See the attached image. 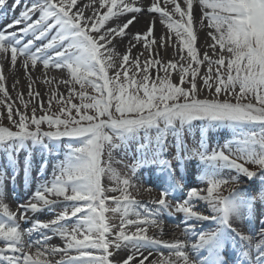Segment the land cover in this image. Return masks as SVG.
I'll return each mask as SVG.
<instances>
[{"label": "snow or ice", "instance_id": "1", "mask_svg": "<svg viewBox=\"0 0 264 264\" xmlns=\"http://www.w3.org/2000/svg\"><path fill=\"white\" fill-rule=\"evenodd\" d=\"M182 4L32 0L19 17L0 27V62L15 66L20 58L26 72L39 63L45 77L58 70L64 79L46 82L64 85L69 93L65 104H61L64 97L57 99L61 106L56 112H51L50 99L47 109L33 104L29 115V104L19 96L23 110L8 103L6 116L0 114V264H243L245 260L256 264L259 256L254 254L259 250L264 255V227L259 231L251 227L254 217L264 223V213L257 217V205H264V0H182ZM7 7V0H0V9ZM196 7L211 11L196 20ZM156 14L180 38L179 60L151 58L153 50L159 55L156 44L165 49L168 45L166 35L152 38ZM141 16L148 17L145 29L133 32ZM194 21L199 25L195 30ZM205 27L211 56L194 46L197 33ZM117 40L127 42L123 53L114 50ZM138 45H146L143 51L150 54L143 63L140 56L130 59L128 54ZM205 64L207 72L201 77ZM156 65L164 75L158 70L152 78L148 73ZM173 70L179 83L171 78ZM137 72L142 79L135 78ZM5 79L0 72V93L7 98ZM29 79V96L39 100L40 94L32 88L34 72ZM88 87L97 95H89ZM73 95L81 103H71ZM185 126L201 130L194 147L185 142ZM222 126L233 130L234 139L210 149L206 133ZM65 141L64 159L53 163L52 150ZM29 142L38 149H29ZM129 146L138 153L133 157L135 177L145 172L157 176L155 187L160 192L154 210L128 191L135 185L113 168V152ZM36 150L41 154L38 165ZM193 161L199 175L189 184L185 175ZM49 167L51 180L46 178ZM34 168L41 175L34 192L11 211L7 183H15L21 173L30 178ZM105 176L117 186L106 188ZM242 177L259 178V188L236 187ZM145 190L151 192L152 184ZM109 191L121 195L109 196ZM198 206L202 210H196ZM141 207L143 213L135 211ZM46 208L62 210L46 222L27 215ZM173 209L183 213L188 239L196 238L190 246L184 240L148 235L149 226L159 228L162 223L153 217L162 211L171 215ZM108 212L119 214V222L110 223ZM130 215L137 218L129 219ZM30 219L31 227L25 230L21 222ZM204 222L207 230L189 226ZM53 238H59L62 246L49 247ZM161 245L169 255L150 259ZM33 246L34 255L26 251ZM49 255L61 258L49 261Z\"/></svg>", "mask_w": 264, "mask_h": 264}, {"label": "bare ground", "instance_id": "2", "mask_svg": "<svg viewBox=\"0 0 264 264\" xmlns=\"http://www.w3.org/2000/svg\"><path fill=\"white\" fill-rule=\"evenodd\" d=\"M80 2V0H78ZM91 0H82L83 4H89ZM164 0H161V4L163 5ZM178 3L182 4V0H177ZM32 3V0H7L8 7L7 9H0V27H3L5 24H10L15 18L20 16L21 11L29 6ZM15 5V6H14ZM183 6V4H182ZM85 11L87 12L88 9L85 8ZM204 11H211L210 9H205L203 7H196L194 11V16L196 20H199L201 15ZM148 19L147 16H141L139 18V23L135 25L134 28H132V31L135 32L137 30H144L145 29V22ZM175 20H179L180 17L176 15L174 17ZM186 19V18H185ZM116 23L113 21L108 26L111 27L113 24ZM209 22L207 19L204 20V24L207 25ZM19 27V26H17ZM194 30L199 27L197 23L194 21ZM209 29L207 27L203 28L201 31L197 33V39L194 43V46L198 48L199 52L202 54L204 51H208L209 55H212V51L207 48V45L205 44V40H208V43H211V40L209 37H207V32ZM167 36L168 37V45L167 48L161 47L159 44L155 45V49H159V55H157V52L153 50L151 52V58L154 59H161L162 62H167L168 60H172L175 58L176 60H179V56L177 53L180 51L182 45L180 44V38L175 35L174 30H169L167 28V21H162L159 14H156L154 18V25H153V33L152 38L154 40H158L161 36ZM127 47V42H121L117 40L116 45L114 46V50L118 53H123L125 48ZM146 47V45H138L136 48H134L129 54L130 59L135 56H140L141 62L143 63L145 60H147L150 56L149 52H144L143 49ZM186 54V49L184 50ZM141 53H143L141 55ZM214 59L216 57H213ZM2 67H0V72L3 73V75L6 77L4 83L5 87L8 90L9 97L5 98L3 97V94L0 93V101H3V103H0V114H4L6 116V105L8 103H12L14 109L19 108L21 109V106L23 104L20 103L19 96L23 97V100L25 103L29 104V109L33 104L37 105H43L45 108V105L48 103V101L51 99L52 103L54 101H57L61 96L65 97L66 95H69L67 87L61 84H57L53 82L51 85H49L46 81L52 80L53 78H56L57 80H63L64 77L60 75V72L58 70H50L47 73V76H42L41 73L44 71L42 64L38 63V66L29 72H26L23 68V63L20 58H18V63L15 66H12L10 64V61L8 63H3ZM194 67V64H193ZM132 67H129V69ZM163 76L164 73L162 69H160V65H156L155 68H152L149 70V72L152 74V76L155 78L158 74ZM200 70H204V72H207V65H201ZM174 71V70H173ZM171 71V72H173ZM34 72V78L36 80V83L32 84V88L34 92H38L39 100H37L34 96H29V84L31 83V80L29 79V76ZM175 72V71H174ZM110 74V73H109ZM201 74V71H200ZM202 83V80H201ZM51 89V90H50ZM77 96V95H76ZM39 110V109H38ZM6 119V118H5ZM193 124H198V122H194ZM194 128V127H193ZM196 131L199 133L197 137V141H199L201 136V130L199 127H195ZM226 131L224 127L220 128H214L208 130L206 133V137L210 135L209 139L211 140L212 145L218 144L220 140V135L223 134V132ZM221 133V134H220ZM208 139V138H206ZM208 139V141H209ZM67 142V141H65ZM49 145V148L52 147V144L50 141H46ZM209 143V142H208ZM29 149H38L39 146H33L30 142L28 144ZM27 154L26 152L24 153ZM23 155V153H22ZM47 155V154H45ZM34 160L36 161L37 165L41 159V154L39 150L34 151ZM65 157V148L60 144L58 148L55 150H52L51 156L49 159L52 160L53 163H58L60 160L64 159ZM52 170L51 167L47 170V179L51 180ZM198 168L196 162H189L188 171L185 175V179L189 184H194L197 180ZM41 178V175L38 172V168H34L31 177L26 179L24 174L21 173L19 176H17L15 183H11L9 181L7 183V190L9 191V199L6 201V203H9L10 201H13V206H10L11 211H17L18 205L20 203H25L29 199V197L32 195V192L35 190V185L37 182H39ZM157 180V176L155 173L148 174L145 172L142 176H140L139 179L136 177L131 181L132 185H135L134 187H129L128 191L138 200L141 201L145 207H147L149 210H154L156 205L153 203L155 200L149 199V194L152 192H148L145 189H147L150 184H152V189L155 187V182ZM252 187H257L258 184L256 182H250L249 183ZM108 188V187H106ZM109 191L107 194H110ZM120 193V192H119ZM203 204V202H200ZM59 212L61 208H54ZM196 210L200 211L202 210L199 206L196 208ZM51 210L49 209H43L39 213L36 214H27L30 217L33 218V220H40L41 222H46L50 219L54 218V215L50 213ZM135 211H140L141 213L144 212V208H136ZM261 213H264V205H257V217L261 215ZM137 217L130 215L129 219H136ZM154 219H157L158 221H162L160 224V227H154L149 226L148 235L155 236V238L163 239L166 241H174V240H184L186 241L189 246L191 243L195 242V237H193L191 240L188 239V237L185 235V225L184 223H180L179 218L170 216L166 214L165 212H161L158 217H153ZM0 219H3L2 214H0ZM31 219L26 221L22 227L26 230L27 228L31 227ZM208 222L201 223H195L192 225H189L190 227H195L197 229H206V225ZM252 229L255 231H259L261 227H264V223H261V220L258 218L252 219ZM162 229V231H161ZM50 234V233H49ZM33 239H38L37 236H33ZM53 246H62V242L59 240V238H53L52 241L49 244V247ZM0 247H3V244L0 243ZM26 251H30L33 255L37 251L36 247L33 246L30 249H26ZM230 251H235V249H231ZM161 253H163L164 256H168V251L161 245L159 248H156L153 250V254L150 257V259H157L160 257ZM71 255H75V252L70 253ZM147 255V253H145ZM190 255H195L194 253H189ZM121 256L124 255L123 252L120 253ZM254 256H259V259L256 261V264H264V255H259V250L257 253L254 254ZM61 257L59 255L53 257L51 255L48 256L49 261L55 259L59 260ZM119 258V257H118ZM147 264V262H146ZM243 264H249L247 260L243 262Z\"/></svg>", "mask_w": 264, "mask_h": 264}, {"label": "rangeland", "instance_id": "3", "mask_svg": "<svg viewBox=\"0 0 264 264\" xmlns=\"http://www.w3.org/2000/svg\"><path fill=\"white\" fill-rule=\"evenodd\" d=\"M194 67H195V65H194ZM213 67H215V66H213ZM128 71H129L130 75H133V68L128 69ZM200 71H201L200 76L203 77L205 72H204V70H200ZM109 73H110L109 75H112L111 71ZM148 74H149L150 77L154 78L150 72ZM135 78L137 80L142 79L141 73L140 72L135 73ZM171 78H172L174 83H179V77L177 76L176 72H174V71L171 72ZM200 83H201V81H200ZM182 86H187V85L185 84V85H182ZM201 86H203L202 83H201ZM76 90H77V92L79 91V85L76 86ZM86 91H87V93L89 95H97V93L94 92L91 87H88L86 89ZM68 97H69V95H66L64 97V100L61 102L62 105L66 103ZM84 102L87 103L89 101H84ZM71 103H76V104L81 103V100H80L79 96L78 95L77 96L73 95L72 99H71ZM59 106H61V105H57L56 101H54V103H52L51 112H56L58 110ZM23 108H24V106H21V110H23ZM47 108H48V103L45 105V109H47ZM28 112H29V115H30L31 114V108L28 109ZM40 114H41V112L38 110L37 111V115H40ZM73 114H75L74 110H73ZM3 123L5 125H7L8 124L7 119H3ZM42 127H43L44 130H47V125L46 124L43 125ZM224 128H225L226 131H224L223 134L220 133L221 135H220V140H219V143H218L219 145H223L224 143L232 141L234 139L233 130L231 128H229V127H224ZM253 130H256V129H253ZM198 134L199 133L196 131L195 127L194 128L193 127L189 128L188 126H185V128L183 130V136H184L185 142L187 143V145L189 147H194L195 144L198 143V141H197ZM209 137H210V135H208V137H206V138L209 139ZM46 141L47 140H45V142ZM208 142H209V148L210 149L213 148V147H216L218 145V144L212 145L210 139H209ZM66 145H67V142L62 143V146H64V148H65V155H66V152H67ZM136 155H138V153H135L134 151H132L130 146L127 149H121L119 151H114L113 152V168L116 169V171L121 174V179H123L125 177H128L132 181L135 178V175L133 174L132 165L134 164L133 157L136 156ZM103 158L105 160H107V153H105V156ZM253 170H255V169L253 168ZM136 171L138 172L139 170H136ZM232 175H235V173L233 172ZM52 178H53V175H51V179ZM251 181L252 182H256V184H258L257 187L255 186V184L253 186V187L258 189L259 186H260V183H261L259 178H253V180H249L247 177H242V179L239 181V183H238V185H236V187H240L241 190H243V191H249L251 189L248 188V183H250ZM102 183L105 185V187H108V188H112V187H116L117 186L115 184V182L113 180H110L107 176L102 178ZM227 187H233V186L229 185ZM159 192H160V190H157V188L153 189V191L148 195L149 199H151V200L158 199ZM225 194H227V192H225ZM107 195H109V196H112V195L119 196V195H121V193H119V192H115V193L111 192L110 194H107ZM106 203L108 204L109 207H114V205H112L111 201H106ZM173 204H175V201H173ZM9 205L13 206V201H10ZM54 211H57V210L53 208V209H51L50 213H52V215L55 216V213H58V212H54ZM170 211H171V216L177 217V218H179L180 221H183V219H184L183 213H176L174 211V209L170 210ZM164 212H166L169 215V213L167 211H164ZM106 215L110 218V220H109L110 223H112V222L118 223L119 222V214H113L111 212H108V213H106ZM74 222L75 221H73V223ZM21 223L23 224V222H21Z\"/></svg>", "mask_w": 264, "mask_h": 264}]
</instances>
